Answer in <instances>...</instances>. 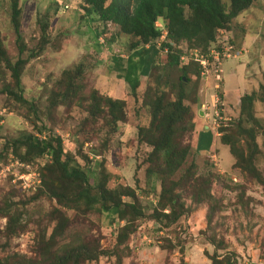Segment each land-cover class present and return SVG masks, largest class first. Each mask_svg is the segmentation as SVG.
Listing matches in <instances>:
<instances>
[{
    "label": "rangeland",
    "instance_id": "rangeland-1",
    "mask_svg": "<svg viewBox=\"0 0 264 264\" xmlns=\"http://www.w3.org/2000/svg\"><path fill=\"white\" fill-rule=\"evenodd\" d=\"M10 2L0 0V45L13 62L18 51ZM16 3L27 49L19 57L26 58L36 46L40 23H46L47 42L20 70L21 96L27 103L0 93V261L36 259L46 248L67 244L100 252L93 260L78 258V264H264L263 102L255 98L250 108L254 121L241 123L251 128L253 137L235 124L239 97L258 93L264 79V0H254L231 20L230 30H218L208 50L199 52L210 60L209 50L218 44L225 48L227 56L221 55L216 67L209 63L202 71L190 59L192 50L179 43L184 60L168 66L162 52L133 94L117 63L123 64L132 37L117 26L103 25L94 13L84 17L80 0ZM155 23L162 26L160 20ZM183 64L188 81L183 77L180 84ZM68 76L73 89L60 99ZM11 83L0 65V89H12ZM180 85L189 117L173 125L171 143L186 151L174 171L161 174V159L137 131L148 125L154 100L161 97L167 108ZM103 97L124 102L123 119L114 127ZM194 119L199 128L204 119L210 120L217 133L209 155L199 154L192 145ZM26 134L58 136L69 166L84 171L91 185L126 192L121 200L134 203L143 218L134 217L127 207L121 217L87 207L74 195L80 183L49 167L48 156L25 160L16 155L23 148L13 152L8 142ZM221 134L233 142L236 155L250 163L233 167L235 158L221 143ZM146 168L154 170L149 177ZM161 177L167 192L163 207L156 203ZM50 193L60 196V202ZM171 197L175 200L169 203ZM152 212L158 219L151 218Z\"/></svg>",
    "mask_w": 264,
    "mask_h": 264
},
{
    "label": "trees",
    "instance_id": "trees-1",
    "mask_svg": "<svg viewBox=\"0 0 264 264\" xmlns=\"http://www.w3.org/2000/svg\"><path fill=\"white\" fill-rule=\"evenodd\" d=\"M253 1L227 0V3H224L221 0H80L79 8L82 10L84 17L94 13L97 20L103 25L110 24L117 26L120 33L133 38V41L128 45L127 51H134L129 61L125 62L121 70V77L129 85L130 92L133 94L140 77L147 75L151 65L161 55L160 51L165 50L166 65L177 66L180 62L179 56L184 54L181 51L179 43H184L186 48L194 49L198 52L208 50L210 44L215 41L216 32L218 30H230L231 20ZM19 13L20 9L17 7L16 0H11L9 21L14 33L18 56L15 61L11 62L0 45V65L9 72L13 87L12 89L3 87L0 89V93L10 94L18 102L25 104L27 101L21 96L20 70L28 59L35 58L40 54L47 42V38L46 23H40V36L36 46L29 50L26 58L19 57L23 51L27 50L21 40ZM156 20H160L164 29L163 39L157 46L155 44L162 34L161 29L155 26ZM144 45H148V47L145 49L143 48ZM216 48L220 51L221 45L218 44ZM117 63L118 67H121L120 60H117ZM194 63L198 65L196 62ZM180 67L182 74L178 79L181 82L180 84H182L187 64H183ZM185 81L188 80L186 79ZM72 89V79L68 76L60 99H64V96L71 92ZM257 91L258 93L253 91L239 97L240 116L235 122L238 130L249 132L252 137L251 128H244L241 123L244 120L254 121L250 114V108L255 98L263 102L264 107V79L259 84ZM91 97L95 99L96 95L92 92ZM183 99L184 93L181 85L177 90L176 98L168 102L167 108H164L161 97H157L150 110L148 125L146 127H139L137 131V135L143 139V142L152 147L153 154L155 153L161 159L162 171H158L161 174L166 173L165 171H174L185 155V148L180 149L171 143V138L176 132L173 125L183 123L185 118L189 117V110L182 103ZM100 100L105 104L106 112L110 117V123L114 127L115 122L122 121L123 119V100L111 99L109 97H103ZM92 106L98 107L97 103H92ZM242 115H245L244 119ZM191 125L192 130L193 122ZM179 128L183 129V127ZM219 139L222 144L228 146L229 153L234 156L233 167L240 166L243 163H250V161L242 158V156L236 155L234 144L228 136L221 134ZM8 144L14 153L23 148L21 155L16 153L21 159L31 160L33 157L48 156L50 159L49 167L57 168L65 178L80 183L81 186L74 195L75 198L84 200L87 207L91 208L94 205V210L98 212L117 214L119 217L122 216L124 207H127L131 210L134 217L143 218V214L136 209L134 203L121 200V196L128 195L126 192L106 189L102 183L91 185L88 183V178L84 171L77 166H69L70 159L63 152L58 136L48 135L47 137L38 138L32 134H26L10 140ZM145 171L147 177L154 173L152 168H146ZM163 180L165 179L161 177V191L156 200V203L161 207L164 206L161 203L162 200H167L165 197L167 192L163 186ZM49 196L57 198L60 202V196L52 193ZM174 200L171 197L168 199V202L171 203ZM153 211L157 212L156 210ZM154 212H152L151 218L158 219ZM159 213L164 217H168V214L165 212ZM57 218L58 216L55 215L54 219ZM175 219L176 217H173L169 222ZM41 240L43 241V239H40L39 245L42 242ZM91 249V247L84 248L82 245L67 248V244H62L56 250L46 248L41 253L39 250L40 255L36 259L20 256L14 260L5 259L0 261V264H78V258L93 260L100 254V252ZM216 262L217 260L214 257L213 263ZM117 264L120 263L118 262Z\"/></svg>",
    "mask_w": 264,
    "mask_h": 264
},
{
    "label": "crops",
    "instance_id": "crops-1",
    "mask_svg": "<svg viewBox=\"0 0 264 264\" xmlns=\"http://www.w3.org/2000/svg\"><path fill=\"white\" fill-rule=\"evenodd\" d=\"M163 39V36H161L159 38V40L156 42V46L159 44V42ZM148 45H144L143 48H147ZM134 50H130L127 51L126 55H125V60L123 62V64L121 65V67L124 66L125 62L129 61V59L131 58V54ZM162 52H165V50L163 49ZM122 62V60H121ZM123 80V79H122ZM200 114V113H199ZM208 114H204V118L207 117ZM208 121L204 119L202 126L199 128L196 126L195 124V119L193 121V131H192V145L194 147V149L199 153V154H210V151L213 150L210 146V142H211V138L213 136H217V133L214 131V126L212 125L211 121H210V125L206 124Z\"/></svg>",
    "mask_w": 264,
    "mask_h": 264
},
{
    "label": "built area",
    "instance_id": "built-area-1",
    "mask_svg": "<svg viewBox=\"0 0 264 264\" xmlns=\"http://www.w3.org/2000/svg\"><path fill=\"white\" fill-rule=\"evenodd\" d=\"M155 26L157 28H160L161 29V34L163 35L164 34V29L162 28V26H160V24H156L155 23ZM227 52V50L224 48V51H218L217 49H214V50H209V57H210V60H208L207 58L203 57L197 50H192L190 52L191 54V57L190 59L193 61V62H196L199 66V68L202 70V71H205V69L207 68V66L209 65V63L213 66V67H216L218 64H219V58L221 55H225V53ZM227 56V55H225ZM185 58V55L182 54L179 56V61H183ZM219 70V69H218ZM216 71V70H215ZM215 80H219V75L218 73H215ZM217 85H215L216 87ZM232 180H235V179H232Z\"/></svg>",
    "mask_w": 264,
    "mask_h": 264
},
{
    "label": "water",
    "instance_id": "water-1",
    "mask_svg": "<svg viewBox=\"0 0 264 264\" xmlns=\"http://www.w3.org/2000/svg\"><path fill=\"white\" fill-rule=\"evenodd\" d=\"M199 113H201V112H199Z\"/></svg>",
    "mask_w": 264,
    "mask_h": 264
}]
</instances>
